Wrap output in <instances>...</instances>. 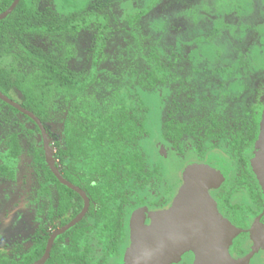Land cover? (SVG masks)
I'll return each mask as SVG.
<instances>
[{"label": "rangeland", "instance_id": "obj_1", "mask_svg": "<svg viewBox=\"0 0 264 264\" xmlns=\"http://www.w3.org/2000/svg\"><path fill=\"white\" fill-rule=\"evenodd\" d=\"M32 1L42 21L97 14L109 31L103 51L96 58L92 53L97 33L95 22L74 37L28 34L27 39L57 60L62 55L60 42L71 43L74 55L68 65H62L68 72L81 78L93 73L96 81L91 88L99 91L121 88L147 105L145 118L148 133L137 140L136 146L141 151L145 167L156 170L160 176L159 179L153 177L146 185L130 180L123 187L127 196L125 223H130L134 242L139 241V230L144 229V224L151 225L158 213L163 214L173 207L177 196L185 190L183 187L187 179L192 181L206 176L211 181L210 176L216 178L210 165L216 161L217 167L226 166L228 173L234 176L238 164L221 152L227 146L225 139L219 141L218 148L206 154L207 161L198 162L192 150L195 142L192 136H185L183 152H180L171 140L163 137L162 127L170 112L181 118L211 113L230 123L246 115L243 106L248 103L258 108L255 123L259 126L258 119L262 116L261 125L264 128V109L261 107L264 105V0ZM144 9L146 14L132 33L126 18ZM151 47L158 50L165 63L175 57L178 60L167 68L170 72L173 69L175 76L168 71L166 82L149 90L138 83L137 75L144 68V56ZM0 54L6 66L13 62L19 71L34 69V65L14 44H2ZM14 93L15 100L20 103L25 101L21 92L14 89ZM233 110L237 111L235 115ZM67 114L68 106L60 99L45 123L54 155L59 148L65 147L64 122ZM139 114L144 117V109ZM13 132L19 134L22 152L17 159H8L6 142ZM205 140L208 144L212 141L210 138ZM260 140L264 143V136ZM41 146L42 137L34 123L22 113L2 106L0 164H9L15 172L14 179L0 176L2 252L30 245L34 230H51L60 223V216L52 212L58 204L55 185L45 180L43 170L33 159L34 150ZM253 148L246 150L250 158L255 157ZM257 157L264 159V144H260ZM252 162L255 166L254 158ZM60 167L65 168V164ZM221 180L220 176L215 182ZM99 181L101 179L96 178L93 183ZM41 187H49L50 191L43 194ZM88 219L93 223L92 217ZM93 235H89L91 241L95 248L100 249ZM137 252L133 260H129L130 263L138 262L135 257ZM90 255V260L98 257Z\"/></svg>", "mask_w": 264, "mask_h": 264}, {"label": "trees", "instance_id": "obj_2", "mask_svg": "<svg viewBox=\"0 0 264 264\" xmlns=\"http://www.w3.org/2000/svg\"><path fill=\"white\" fill-rule=\"evenodd\" d=\"M13 1L0 0V13ZM33 3L32 0H20L14 11L0 20V46L7 42L16 45L27 61L34 65L33 70L22 72L17 70L13 62L6 66L0 54V90L13 99L16 98L14 89L21 92L25 98L21 104L36 113L44 123L48 121L51 109L58 100L66 103L68 114L64 122L65 147L59 148L55 156L61 165L65 164L62 169L64 176L81 186L89 195L91 207L88 214L97 218L96 225L103 234V239L110 241L122 233L124 204L127 202L124 185L130 180L146 185L153 177L159 179L160 176L156 170L145 167L141 151L136 146L137 140L148 133L145 118L147 105L121 88L111 87L106 91L91 88L96 81V75L93 73L81 78L68 72L62 65H68L74 55V46L71 43L64 40L60 42L62 55L57 60L27 39L28 34L74 37L81 29L95 22L97 33L92 53L96 58L103 51L109 31L97 14L42 21ZM145 14L144 9L127 16L126 21L132 33ZM177 60L178 57H175L169 64L165 63L161 60L158 50L151 47L144 56V68L137 75L138 83L149 90L164 84L168 71L175 76V71H167V68H171V63L175 64ZM97 91L100 92L99 95ZM2 106H7L15 113H21L0 99V111ZM243 108L248 115L250 110L247 104H244ZM141 109H144V117L139 114ZM233 112L235 115L237 111ZM31 121L39 131L36 123ZM245 121L242 130H237V121L234 126H227L223 119L211 113L181 118L170 112L164 121L162 135L171 140L178 151L183 152L185 136L195 137L199 145H204L203 140L206 137L218 138L229 133L233 137L229 141L230 150L233 154L240 155L241 149L254 137L253 127L248 125L247 117ZM6 146V158L17 159L21 155L22 145L17 132L8 135ZM203 147L205 148V145ZM204 148L200 150L204 151ZM33 159L43 170L45 180L54 183L58 195V204L54 211L61 216V224L67 223L82 208L83 198L60 183L50 171L45 163L42 146L34 150ZM0 176L14 179L15 172L9 164H0ZM96 178L101 181L94 184ZM41 188V193L49 192L48 187ZM95 203L99 205L98 208ZM86 222L87 220L83 219L68 232L85 230L81 226ZM42 252L40 250L35 258ZM31 262L32 259L27 258L21 264Z\"/></svg>", "mask_w": 264, "mask_h": 264}, {"label": "flooded vegetation", "instance_id": "obj_3", "mask_svg": "<svg viewBox=\"0 0 264 264\" xmlns=\"http://www.w3.org/2000/svg\"><path fill=\"white\" fill-rule=\"evenodd\" d=\"M259 102H261L260 99ZM247 106L250 110L247 121L248 125L253 127L254 137L243 149H241L240 155L233 154L230 150L229 141L233 139V137L229 133L226 135L223 134L218 138H214L213 136L206 137L210 138L212 141L208 144L207 142L205 143L206 140L204 139L203 143L205 148L203 147L204 145H199V143H197V138L193 137L195 142L192 150L196 154V161H207L206 154L211 149L218 148L219 141L225 139L227 146L225 150L221 149L222 154L227 157H232L238 164V166L235 167L234 176L228 173L226 166L217 167V161L214 162V164H210L214 170V176L216 178L221 176L223 180L215 182L216 178L210 176L209 194L214 200L216 208L222 218L232 224L234 233H232L231 239L214 240L210 247H207L209 251L207 252L211 255L207 254L210 257L208 258V262L205 261V264H264V159H260V155L257 157L260 144H264L260 140L264 136V128L261 125L262 116L258 119L260 125L258 126V124L256 125L255 123L258 118L256 116L258 108L248 103ZM261 107L264 109V105H261ZM263 114L264 112H262V115ZM245 120L246 115L237 120L233 119L230 123L224 122L227 126H234L237 121V130H242L246 123ZM252 146H254L255 157L250 158L246 150L252 148ZM203 148L204 151H202ZM53 157L56 165L63 174L59 159L54 154ZM253 158L255 160V166L252 162ZM51 183L54 184L53 182ZM97 205L98 204L95 203L96 208L99 207V205ZM90 207L91 199L89 209L81 219V221L83 219L87 220V222L81 226V228L85 230L68 232L76 224L81 222L79 221L67 231L58 234L54 238L49 257L44 264H133L129 262V260H131L129 255L132 254V250L137 242L133 241L130 223L128 225L125 223V208L123 213L122 233L118 237L106 241L103 239L104 236H102L103 234L96 225L97 218L88 214ZM56 215L58 214L56 213ZM89 217L94 219L93 223L89 221ZM65 224H61L60 221L59 225L54 229L43 232L34 230L31 233L30 245L28 246L10 248L8 252H2L1 250L4 248L0 247V261L3 260L2 264H21L28 258L29 260L32 259L30 264L35 263L45 254L53 233ZM139 232L142 233L143 231ZM90 234H94L93 236L96 240V244L101 246L100 249L94 247L95 245L91 241L92 237L89 236ZM74 237H77V239L75 240ZM40 250L43 252L39 257L35 258ZM91 253L98 255L96 260H90ZM165 258L166 259H163L167 260L165 264H201L198 263L201 261L200 257L193 249L183 248L178 255L173 257L166 255Z\"/></svg>", "mask_w": 264, "mask_h": 264}, {"label": "water", "instance_id": "obj_4", "mask_svg": "<svg viewBox=\"0 0 264 264\" xmlns=\"http://www.w3.org/2000/svg\"><path fill=\"white\" fill-rule=\"evenodd\" d=\"M19 2L20 0H14L5 11L1 12L0 20L10 15ZM0 99L36 123L41 133L44 156L48 167L60 183L77 192L84 200L82 210L70 222L53 233L45 254L33 263L44 264L49 257L54 238L81 221L89 209L90 198L84 189L66 179L56 165L51 150L50 137L41 118L2 90H0ZM201 178L202 181H199ZM206 178L204 176L192 181L187 179L183 187L185 190L183 189L182 193L177 196V201L173 207L165 210V215H163L164 212L163 214L158 213L155 222L149 226L144 224V229L139 230L143 232H139V241L132 250V254L129 255L132 259L135 251H139L137 252L138 255L135 256L138 258L136 264H165L167 260L163 259H166V255L172 257L178 255L183 248L195 250L201 259L198 263L205 264V261L208 262L210 257L208 255H211L208 254L207 247H210L214 240L231 239L234 228L229 221L219 214L208 191L210 181ZM140 251L143 252L140 253Z\"/></svg>", "mask_w": 264, "mask_h": 264}]
</instances>
